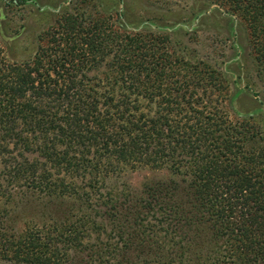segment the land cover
Returning <instances> with one entry per match:
<instances>
[{"label": "trees", "instance_id": "16d2710c", "mask_svg": "<svg viewBox=\"0 0 264 264\" xmlns=\"http://www.w3.org/2000/svg\"><path fill=\"white\" fill-rule=\"evenodd\" d=\"M195 1L241 24L264 87V0ZM119 2L61 9L28 58L0 50V259L264 264V117L230 118L225 72ZM141 167L167 175L132 187Z\"/></svg>", "mask_w": 264, "mask_h": 264}, {"label": "rangeland", "instance_id": "374dc122", "mask_svg": "<svg viewBox=\"0 0 264 264\" xmlns=\"http://www.w3.org/2000/svg\"><path fill=\"white\" fill-rule=\"evenodd\" d=\"M122 1L124 2H119L114 7L118 11L123 7L129 8L127 13L124 9L126 20L133 23L128 28L142 27L156 32H167L171 38L176 36L181 42L177 52L195 56L209 65L219 66L225 72L231 92H238L227 103L230 118L264 117V105L260 106L264 102V87L255 80L257 78L250 68H245L251 66L249 60H246L248 43L244 29L235 18L223 15L221 9L215 5L197 14L203 3L195 0ZM63 8H67L70 13L79 12L84 17H95V0H27L22 5L0 0V50L6 59L20 61L28 58L35 46L38 32L45 29ZM141 8L154 12L148 14L141 11ZM162 13L172 15L163 19ZM150 19L163 24L149 23ZM245 83L248 85L247 89L244 87ZM258 120L262 121V118ZM166 175L164 169L141 167L127 171L125 180L132 187H138L146 178ZM12 225L15 230L20 227L17 220ZM0 264L25 263L0 259ZM80 264L84 263L81 261Z\"/></svg>", "mask_w": 264, "mask_h": 264}]
</instances>
